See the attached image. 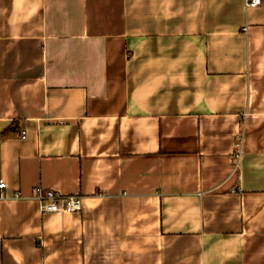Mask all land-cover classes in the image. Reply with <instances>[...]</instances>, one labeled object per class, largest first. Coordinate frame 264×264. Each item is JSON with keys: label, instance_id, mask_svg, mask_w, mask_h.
<instances>
[{"label": "crops", "instance_id": "obj_1", "mask_svg": "<svg viewBox=\"0 0 264 264\" xmlns=\"http://www.w3.org/2000/svg\"><path fill=\"white\" fill-rule=\"evenodd\" d=\"M0 179V264H264V0H0Z\"/></svg>", "mask_w": 264, "mask_h": 264}, {"label": "built area", "instance_id": "obj_2", "mask_svg": "<svg viewBox=\"0 0 264 264\" xmlns=\"http://www.w3.org/2000/svg\"><path fill=\"white\" fill-rule=\"evenodd\" d=\"M260 0H245V5L254 7L258 5ZM24 137V135L22 136ZM242 151V143L236 142L234 145V169L237 167ZM6 186V182L0 179V190ZM18 195V194H17ZM16 195V196H17ZM33 199L38 203V210L45 214L51 212H71L80 213L83 207V197L78 194H62L53 188H45L41 185H36L33 188ZM2 198V195H0Z\"/></svg>", "mask_w": 264, "mask_h": 264}]
</instances>
